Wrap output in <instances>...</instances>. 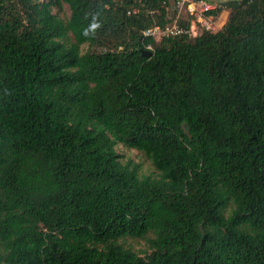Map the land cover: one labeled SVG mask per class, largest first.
Returning a JSON list of instances; mask_svg holds the SVG:
<instances>
[{
    "label": "trees",
    "instance_id": "1",
    "mask_svg": "<svg viewBox=\"0 0 264 264\" xmlns=\"http://www.w3.org/2000/svg\"><path fill=\"white\" fill-rule=\"evenodd\" d=\"M162 3L0 0V264H264V0L155 42Z\"/></svg>",
    "mask_w": 264,
    "mask_h": 264
},
{
    "label": "built area",
    "instance_id": "2",
    "mask_svg": "<svg viewBox=\"0 0 264 264\" xmlns=\"http://www.w3.org/2000/svg\"><path fill=\"white\" fill-rule=\"evenodd\" d=\"M119 2V0H116ZM144 7V4H143ZM162 7L171 12L167 16L165 24H154V26L143 32L144 38L161 42L164 39L187 37L193 39L204 32H217L220 27L217 20L221 19L222 5L219 1L209 0H163ZM150 14L161 15L159 9L148 11ZM139 8L129 11L128 15L138 14ZM219 29V30H218ZM145 50L153 52V45L149 44Z\"/></svg>",
    "mask_w": 264,
    "mask_h": 264
},
{
    "label": "rangeland",
    "instance_id": "3",
    "mask_svg": "<svg viewBox=\"0 0 264 264\" xmlns=\"http://www.w3.org/2000/svg\"><path fill=\"white\" fill-rule=\"evenodd\" d=\"M228 1V0H226ZM225 1V2H226ZM54 13L57 14L61 19L64 21H67L71 16V11L68 5H63L62 9L56 8L54 10ZM221 17V16H220ZM226 21V18L221 17V19L217 20V24L220 27H224V23ZM219 30V29H218ZM89 49L88 45H84L82 47V52L85 53ZM117 151L121 155L122 159L124 161H132L135 164H138L141 169V174L147 176L151 175L156 177L158 175L157 170L153 166L152 162L140 151L135 149H129L125 147L124 145H118ZM129 243L131 246L137 250V251H145L147 250V244L145 241H139V240H130Z\"/></svg>",
    "mask_w": 264,
    "mask_h": 264
},
{
    "label": "crops",
    "instance_id": "4",
    "mask_svg": "<svg viewBox=\"0 0 264 264\" xmlns=\"http://www.w3.org/2000/svg\"><path fill=\"white\" fill-rule=\"evenodd\" d=\"M209 1H219V2H225L226 0H209ZM222 19L226 18V21L224 23V25L227 23L229 15H230V11L228 10H223L222 13L220 14ZM223 28V27H222Z\"/></svg>",
    "mask_w": 264,
    "mask_h": 264
},
{
    "label": "water",
    "instance_id": "5",
    "mask_svg": "<svg viewBox=\"0 0 264 264\" xmlns=\"http://www.w3.org/2000/svg\"><path fill=\"white\" fill-rule=\"evenodd\" d=\"M141 53L143 54V56H145L147 58H151L152 57V52L147 51L145 49L141 50Z\"/></svg>",
    "mask_w": 264,
    "mask_h": 264
}]
</instances>
